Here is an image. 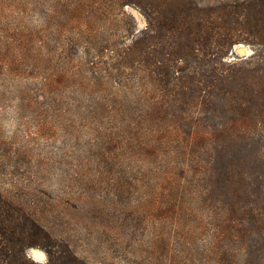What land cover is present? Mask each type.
<instances>
[{
    "label": "trees",
    "instance_id": "1",
    "mask_svg": "<svg viewBox=\"0 0 264 264\" xmlns=\"http://www.w3.org/2000/svg\"><path fill=\"white\" fill-rule=\"evenodd\" d=\"M56 6L57 32L91 57L88 86L101 94L96 115H145L137 127L124 121L119 133L129 128L138 140L141 131L140 149L159 161L154 209L191 216L182 230L204 231V251L219 264H264V0ZM127 8L140 12L143 28ZM239 44L253 52L229 60ZM164 240L153 241L151 258ZM30 248L47 261L32 259ZM115 258L80 261L0 189V264H120Z\"/></svg>",
    "mask_w": 264,
    "mask_h": 264
},
{
    "label": "rangeland",
    "instance_id": "2",
    "mask_svg": "<svg viewBox=\"0 0 264 264\" xmlns=\"http://www.w3.org/2000/svg\"><path fill=\"white\" fill-rule=\"evenodd\" d=\"M56 3L0 0V189L80 261L107 254L120 264H155L157 256L160 264H219L204 251V231L182 230L191 216L154 209L159 161L140 149L141 131L138 140L129 128L119 133L124 121L137 127L145 115H96L91 57L57 32ZM127 9L143 28L140 12ZM237 51L248 57L253 49L236 45L229 60L245 58ZM28 255L47 261L40 248Z\"/></svg>",
    "mask_w": 264,
    "mask_h": 264
},
{
    "label": "water",
    "instance_id": "3",
    "mask_svg": "<svg viewBox=\"0 0 264 264\" xmlns=\"http://www.w3.org/2000/svg\"><path fill=\"white\" fill-rule=\"evenodd\" d=\"M239 52H241V51H239ZM239 52L237 51V53L239 54ZM240 55V54H239ZM233 57L234 58H239V57H245V55H240L239 57L238 56H236V55H233ZM32 258V257H31ZM33 259V258H32ZM35 260V259H34ZM37 261V260H36ZM38 262H41V261H38Z\"/></svg>",
    "mask_w": 264,
    "mask_h": 264
}]
</instances>
